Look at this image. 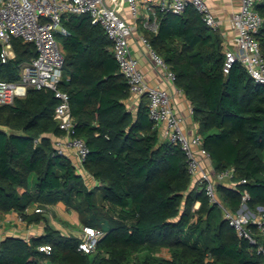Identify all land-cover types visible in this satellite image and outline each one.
Masks as SVG:
<instances>
[{
	"label": "trees",
	"instance_id": "16d2710c",
	"mask_svg": "<svg viewBox=\"0 0 264 264\" xmlns=\"http://www.w3.org/2000/svg\"><path fill=\"white\" fill-rule=\"evenodd\" d=\"M256 8L264 56V0ZM157 19V31L144 29L147 39L190 101L215 170L234 169V185L217 184L219 200L236 211L247 191L248 207L264 210V85L238 62L222 72V37L192 6L179 14L159 11ZM62 25L68 33L56 34L64 53L59 87L70 96L74 135L88 147L83 166L97 185L88 187L53 146L52 138L63 134L53 91L29 88L0 105V125L8 128L0 131V216L16 211L27 223L39 222L45 215L28 213L32 204L47 209L62 202L103 234L95 250L84 253L79 235L46 223L29 239H0V264H264L258 227L250 224L257 244L238 236L204 187L190 189L186 156L159 138L146 100L135 114L126 107L128 83L102 26L87 14L64 15ZM12 48L13 58L0 59L1 80H17L21 64L36 56L34 44L21 38H12ZM43 245L51 247L48 253L39 250ZM163 247L170 257L158 254Z\"/></svg>",
	"mask_w": 264,
	"mask_h": 264
},
{
	"label": "built area",
	"instance_id": "2783aa9c",
	"mask_svg": "<svg viewBox=\"0 0 264 264\" xmlns=\"http://www.w3.org/2000/svg\"><path fill=\"white\" fill-rule=\"evenodd\" d=\"M136 21L140 8H148L150 13L144 17L143 24L151 31H157V13H182L187 6H192L200 15L204 24L222 37L224 60L222 72L226 75L238 62L245 67L255 83L264 85V56L256 38L263 18L256 8L259 0H239L238 6L229 17L227 25L216 14L209 0H124ZM69 14H87L92 24H99L111 41L110 50L118 64V72L128 83L129 93L146 97L148 116L153 127L159 130L164 125L162 140L177 144L186 156L187 169L192 183L204 187L209 202L217 204L223 210L231 226L240 237H246L252 244H257V237L250 224L258 227L264 235V210L260 206L251 209L246 203L249 197L243 191L242 202L236 211L225 207L218 198L217 184L226 182L234 185L232 167L217 171L211 169L210 155L203 146L199 131L189 136L184 130V119L173 106L170 93L161 87L145 82L138 59L130 49L128 37L136 28V22H128L119 10L118 3L107 0H0V59L2 62L14 57L12 38H21L32 42L36 56L21 64L20 77L15 81L0 79V105L9 104L16 97L25 96L29 88L52 90L58 99L54 116L63 134L54 137L53 146L57 153L68 157L72 149L77 155L73 164L78 174L88 153L83 138L74 135V120L70 111L69 94L59 87L62 80L64 53L57 33L67 34L62 25V18ZM153 63L162 68L166 77L175 81L174 72L168 67L163 57L151 46L149 40L141 35ZM192 106L189 112L192 114ZM159 136V134H158ZM160 138V136H159ZM161 139V138H160ZM246 182V179H241ZM36 207L35 211H41ZM103 231L92 225H84L78 243V250L90 253L95 250ZM49 245L39 246V250L50 251ZM258 252L264 255V247L258 245Z\"/></svg>",
	"mask_w": 264,
	"mask_h": 264
},
{
	"label": "crops",
	"instance_id": "0c3cea01",
	"mask_svg": "<svg viewBox=\"0 0 264 264\" xmlns=\"http://www.w3.org/2000/svg\"><path fill=\"white\" fill-rule=\"evenodd\" d=\"M109 3H118L119 10L125 19L133 23L134 16L124 0H107ZM211 6L213 7L216 14L223 20L225 25L229 22V17L234 9L238 6L239 0H209ZM150 13L148 8H141V22L139 18H136V28L129 35V45L131 52L138 59L139 67L143 71L144 80L147 84L152 86H158L166 89L173 101V106L175 111L180 114L184 119V130L191 136L195 132L199 131L198 123L193 120L192 114L189 112V107L191 106L190 101L186 98L184 93L175 85V82L169 80L166 77L165 71L159 66L155 65L150 58L147 46L141 40V35H145L144 29L151 31L146 28L143 24L144 17ZM146 100L145 96H137L135 94L129 93L125 98L124 102L126 107L132 111L134 114L137 112L141 102ZM164 125H161L158 134L163 139ZM54 138H52L53 140ZM68 157L70 158L72 164L77 162V155L74 150H68ZM211 169H215L213 163L210 164ZM78 173V170H76ZM84 178V181L88 187L96 186L97 181L82 167L79 171ZM194 183L191 182L190 189L194 187ZM199 202H196L195 207H197ZM36 204H32L28 209V213H33ZM45 219L39 222L27 223L22 220L16 211H10L8 213L0 216V239L5 236H21L29 239L33 236L40 235L44 232L46 223L51 226L60 229L65 234H76L79 237L82 236L84 224L80 221L78 213L73 210H68L64 203L57 202L50 208H42ZM158 254L164 257H170V252L168 248L163 247Z\"/></svg>",
	"mask_w": 264,
	"mask_h": 264
},
{
	"label": "water",
	"instance_id": "95a60500",
	"mask_svg": "<svg viewBox=\"0 0 264 264\" xmlns=\"http://www.w3.org/2000/svg\"><path fill=\"white\" fill-rule=\"evenodd\" d=\"M8 128L6 126H2L0 125V131H7ZM260 208H262V206H260Z\"/></svg>",
	"mask_w": 264,
	"mask_h": 264
},
{
	"label": "rangeland",
	"instance_id": "374dc122",
	"mask_svg": "<svg viewBox=\"0 0 264 264\" xmlns=\"http://www.w3.org/2000/svg\"><path fill=\"white\" fill-rule=\"evenodd\" d=\"M137 17L139 18V20L141 22V8L139 9V13H138Z\"/></svg>",
	"mask_w": 264,
	"mask_h": 264
}]
</instances>
